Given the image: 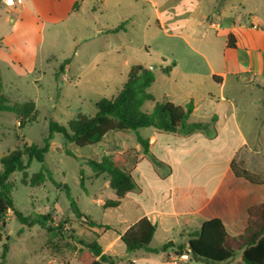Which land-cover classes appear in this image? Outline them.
Segmentation results:
<instances>
[{"label":"crops","instance_id":"1","mask_svg":"<svg viewBox=\"0 0 264 264\" xmlns=\"http://www.w3.org/2000/svg\"><path fill=\"white\" fill-rule=\"evenodd\" d=\"M97 1L101 6H106L101 9H105L110 17L105 19L103 11L97 16L94 9L89 13L85 10L86 20L94 24V28L90 35L78 38V41L92 44L98 42L100 36H116L126 32L134 19L137 22L143 19V24L139 26L143 31L151 29L154 35L177 40L181 47L193 54L191 59L185 60L175 58L172 53L164 54L162 64H142L152 68L154 73V82L149 90L157 84L161 87L160 95L150 92L154 102L143 105L151 103L145 113L151 112L155 102L168 101L181 107L192 103L188 124L215 121L212 129L205 132L166 133L151 127L143 128L149 130L146 136H137L147 140L148 154H144L137 136L132 146L127 145V140L116 146L111 154L126 153L122 170L132 176L137 189L120 199L116 208L124 212L118 222L105 224L109 229L101 232L95 227L89 228L95 230L93 232L98 238L105 240L106 244L100 246L102 253L114 259L115 264H126L128 261L134 264H203L192 260L184 252L178 255L176 247L187 245L203 222L214 218L221 220L230 236L237 237L246 227L247 211L264 203L258 198L260 193L264 194V184L253 185L236 178L231 168L232 163H241L248 171L247 160L257 153L258 145L250 142L254 140L252 142L256 143L260 138L258 132L264 128V114H258V105L264 104V95H229L228 92L231 88L241 92L242 86L264 91V17L254 16L251 8H245L250 0L225 2L215 12L212 10L218 0ZM204 2L209 6L203 8ZM83 4L84 0H26L11 8L1 5L0 10L4 9L16 17V25L10 33L5 34L6 38H24L22 19L25 15L32 18V33L41 38L44 25H67L71 17L77 18L78 14H83ZM183 4L191 5L184 22L168 28V15L176 16L179 5ZM111 18L114 20H109ZM118 27L117 32H110ZM58 33V29L54 30L52 38L55 39ZM106 42L101 50L96 47L91 61L96 62L104 51L107 54L118 53L119 45L112 44L109 38ZM228 43L233 46H228ZM163 68H167L168 72L163 73ZM68 71L67 62L61 78ZM200 81L213 85L215 93L195 87V83ZM244 115L248 117L242 118ZM251 174L264 179V174ZM142 218L156 226L148 245L150 249H159L169 241L175 247L157 253L138 250L130 255L125 254V259L119 261L114 256V248L121 242V234ZM158 237L159 246L153 245ZM173 237L176 238L169 240ZM7 246L3 264H9L12 252L11 247ZM56 255H47L45 259L48 261L44 264H69L63 256L55 259ZM182 258H188V261ZM238 261L239 258L231 264Z\"/></svg>","mask_w":264,"mask_h":264},{"label":"rangeland","instance_id":"2","mask_svg":"<svg viewBox=\"0 0 264 264\" xmlns=\"http://www.w3.org/2000/svg\"><path fill=\"white\" fill-rule=\"evenodd\" d=\"M225 2L232 3V0H218L212 11L215 12ZM247 4L249 6L245 5V8H251L254 16L264 17L261 15L264 12V0H250ZM179 6L176 16L168 15V28L184 22V17L191 9L190 4ZM207 6L208 3L204 2L202 7ZM83 7V14H78L77 18L71 17L67 20V25L65 23L44 25L41 38L32 33V18L25 15L22 19L24 38L21 40L16 37L6 38L5 34L10 33L16 25V17L4 9L0 10L2 94L11 103L20 106L32 102L35 108L34 120L24 122L22 128L18 126L15 114L8 112L0 114V158L24 144L41 146L48 134L50 122L66 126L79 112L88 116L93 115L94 105L103 98L115 95L125 82L129 66L148 62L153 65L162 64L161 58H164V54L172 53L179 60L191 59L193 55L181 47L177 40L165 38L160 34L154 35L151 29L143 31V28L139 27L143 24V19L138 22L134 19V23L127 26L126 32L116 36H100L98 42L94 41L92 44L80 42L77 39L90 35L94 28V24L86 20L85 10L89 13L94 9L97 16L103 11L105 19L110 17L105 9H101L106 6H101L97 0H84ZM57 29L59 33L54 39L51 34ZM107 38L112 44L120 46L118 53L107 54L104 51L96 62L91 61L96 47L101 50V47L106 45ZM66 59L69 71L61 78ZM60 68L62 70H59ZM194 86L215 93V87L207 85L204 81L195 83ZM242 88L241 92L231 88V91H228L229 95H264V91H255L243 86ZM160 91L161 87L158 84L151 90L148 89L149 93L156 96L161 94ZM150 105L151 103H147L142 111L149 110ZM258 107V114L261 116L264 114L262 112L264 104L260 103ZM253 114L255 115L254 112ZM247 117L244 115L242 118ZM147 131L149 130L142 128L137 131L109 132L99 146L96 144L86 147H77L74 143L65 142L62 135L54 134L44 163L48 179L39 186L31 187L22 185L21 173L15 172L9 181L13 187L14 206L19 212L31 218L50 214L53 222L48 225L52 227H57L62 221L64 223L62 228L50 234L39 225L29 228L20 224L12 217L11 211H8L4 219L5 227L1 231L3 240L0 244V254L2 244H8L12 249L8 263L44 264L48 261L45 259L47 255L55 253L57 254L55 259L63 256L69 264H81L76 259L77 248L80 246L73 238L85 242L96 241L103 247L106 244L105 240L98 238L93 232L95 230L89 228L83 219L74 216L66 197V188L79 211L94 223L105 225L118 222L124 212L122 209L103 208L106 201L117 200L115 192L109 187V177L107 174L96 177L87 160L100 162L114 152L116 146L122 145L123 141L127 140V145L132 146L135 144V136H146ZM258 135L260 138L256 143L252 142L254 140L250 142L258 145V148L257 153L248 158L246 169L261 175L264 174V128H261ZM40 168V163L32 161L27 169L28 178ZM258 198L264 200V194L260 193ZM159 240L158 237L153 245L159 246ZM114 251V256L119 261L125 259V254L130 255L121 242L115 246ZM182 260L188 261V258Z\"/></svg>","mask_w":264,"mask_h":264},{"label":"trees","instance_id":"3","mask_svg":"<svg viewBox=\"0 0 264 264\" xmlns=\"http://www.w3.org/2000/svg\"><path fill=\"white\" fill-rule=\"evenodd\" d=\"M1 6V3H0ZM119 27L110 32H117ZM231 36L228 37V41ZM228 46L232 47L231 43ZM68 61H64L67 64ZM62 65V66H63ZM62 68V67H61ZM59 70H62V69ZM163 73L168 69L163 68ZM154 82V73L149 67L142 64L132 65L126 76V81L118 89L115 95L103 98L94 105V114L91 116L81 112L70 120L66 126H59L50 122L48 134L41 146L35 144H24L21 148L16 147L12 151L0 158V242L2 241L1 231L5 227L4 219L8 211L22 225L33 227L39 225L42 229L52 234L62 228V223L57 227H52V217L50 214H42L36 218H31L19 212L13 202L12 185L10 176L21 173L20 182L31 187L39 186L48 179V172L45 167V156L50 147V141L54 134L62 135L65 142L74 143L77 147L93 146L102 141L109 132L137 131L142 128H154L160 132L176 133L183 131L186 133L194 131H208L212 129L210 123L188 124L187 120L193 110L192 103L185 107L176 106L168 101L155 102L149 113L142 111V106L146 102H154L153 96L148 89ZM8 112L16 115L19 127L22 128L24 122L34 120L35 108L32 102L23 105L11 103L2 94V83L0 81V114ZM137 142L142 147L144 154H148V142L136 137ZM68 154V153H67ZM69 155V154H68ZM32 161L41 164V168L28 178L27 169ZM126 162V154L115 153L103 158L100 162L87 160V164L96 173V177L107 174L109 177V187L115 192L117 200H108L103 204V208H116L120 199L127 193L137 189L134 179L129 173L122 170ZM160 165V164H158ZM232 172L236 178L243 179L253 185L264 184V179L251 174L245 170L241 163L231 165ZM83 184V177L80 179ZM66 197L70 209L77 219H83L88 227H95L98 230H108V226L96 224L84 216L77 208L75 202L70 197L66 188ZM156 226L148 219L142 218L130 226L120 236V241L124 245L126 252L131 253L138 250H147L157 253L165 252L167 249L175 247L169 241L164 243L159 249H150V244ZM73 238V237H72ZM80 248L77 252V261L81 264H115V260L102 253V248L96 242H85L73 238ZM177 254L183 252L192 260L203 264H231L237 258L235 264H264V203L250 208L247 211L246 227L243 233L237 237L230 236L220 219L214 218L203 222L200 230L192 235L188 244L178 245ZM8 251L7 244L2 246L0 264L4 263L5 255ZM61 264H67L65 262ZM126 264H134L130 261Z\"/></svg>","mask_w":264,"mask_h":264},{"label":"built area","instance_id":"4","mask_svg":"<svg viewBox=\"0 0 264 264\" xmlns=\"http://www.w3.org/2000/svg\"><path fill=\"white\" fill-rule=\"evenodd\" d=\"M1 5L11 8L14 7L15 5H21L22 1L21 0H12L11 3H9V0H0Z\"/></svg>","mask_w":264,"mask_h":264},{"label":"snow or ice","instance_id":"5","mask_svg":"<svg viewBox=\"0 0 264 264\" xmlns=\"http://www.w3.org/2000/svg\"><path fill=\"white\" fill-rule=\"evenodd\" d=\"M12 2V0H9V3H11Z\"/></svg>","mask_w":264,"mask_h":264}]
</instances>
